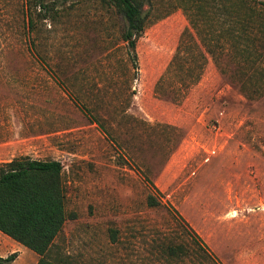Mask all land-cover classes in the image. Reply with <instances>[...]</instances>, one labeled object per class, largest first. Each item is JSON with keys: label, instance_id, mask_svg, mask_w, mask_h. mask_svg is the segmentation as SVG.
<instances>
[{"label": "rangeland", "instance_id": "rangeland-1", "mask_svg": "<svg viewBox=\"0 0 264 264\" xmlns=\"http://www.w3.org/2000/svg\"><path fill=\"white\" fill-rule=\"evenodd\" d=\"M43 3L0 0V164H63L62 253L75 264H264V59L238 55L248 42L203 0H152L137 62L104 0ZM230 217L240 232L228 239ZM3 238L5 256L17 253ZM23 249L11 264H37Z\"/></svg>", "mask_w": 264, "mask_h": 264}, {"label": "trees", "instance_id": "trees-1", "mask_svg": "<svg viewBox=\"0 0 264 264\" xmlns=\"http://www.w3.org/2000/svg\"><path fill=\"white\" fill-rule=\"evenodd\" d=\"M46 0H39L44 4ZM124 18L126 31L123 40L129 45L137 62V42L144 34L147 24V7L152 0H104ZM198 1V0H194ZM215 10L225 25L229 38L237 44H249L237 54L264 59V8L251 6L248 0H203ZM188 9V8H187ZM214 19L216 20V18ZM252 33L256 36L252 38ZM260 35V36H259ZM261 38V39H260ZM260 42L261 54H255ZM220 47V44L218 45ZM219 64V57H217ZM223 74H227L222 71ZM240 91L247 97L244 87ZM64 166L57 160H35L22 157L0 164V232L39 256L37 264H75L71 257L62 253L56 240L64 230L68 216L66 212V190L63 178ZM150 205H160L149 196ZM196 242L205 254V245ZM177 248H170L177 255ZM17 253L0 264L16 261Z\"/></svg>", "mask_w": 264, "mask_h": 264}, {"label": "crops", "instance_id": "crops-1", "mask_svg": "<svg viewBox=\"0 0 264 264\" xmlns=\"http://www.w3.org/2000/svg\"><path fill=\"white\" fill-rule=\"evenodd\" d=\"M198 203V202H197ZM199 203H201L200 201H199ZM198 210H200L202 213H205L206 212V210H207V208H204V207H202V208H200V209H198ZM207 211H209V209L207 210ZM183 214L185 215L186 213H185V211L183 210ZM226 222H227V224H232V231H230L229 232V234L227 233L226 234V238H228V239H231L232 237H231V233L232 234H238L239 232H240V230L239 229H237V227H236V225H238V224H240V221H239V218H234V217H230V218H225L224 219ZM247 224V223H246ZM235 230H238L237 232H235ZM230 235V236H229ZM245 234H243L242 236H244ZM3 236H6V235H4L3 233H1L0 232V258H3V259H6V258H8L7 256H5V254H6V252L8 251V245H6V244H4V241L6 242V240H4V238H3ZM241 236V235H240ZM7 237V236H6ZM13 247L16 249V250H18V251H16L18 254H19V252L20 253H22L23 251H24V249H23V246L21 245V244H16V245H13ZM25 248V247H24ZM27 249V248H26ZM14 254V253H13ZM21 255L22 254H20V255H18L19 257H21ZM17 256V258H16V261L14 262V263H16L18 260H19V257ZM36 262H37V260H36Z\"/></svg>", "mask_w": 264, "mask_h": 264}]
</instances>
